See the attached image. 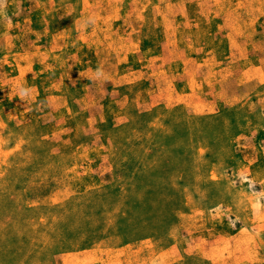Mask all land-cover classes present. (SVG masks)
I'll return each mask as SVG.
<instances>
[{"label":"rangeland","instance_id":"374dc122","mask_svg":"<svg viewBox=\"0 0 264 264\" xmlns=\"http://www.w3.org/2000/svg\"><path fill=\"white\" fill-rule=\"evenodd\" d=\"M0 264H264V0H0Z\"/></svg>","mask_w":264,"mask_h":264}]
</instances>
